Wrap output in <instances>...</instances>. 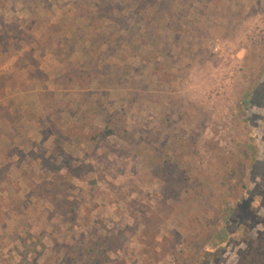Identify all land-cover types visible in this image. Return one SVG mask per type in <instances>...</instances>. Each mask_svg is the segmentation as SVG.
I'll use <instances>...</instances> for the list:
<instances>
[{
	"label": "rangeland",
	"instance_id": "rangeland-1",
	"mask_svg": "<svg viewBox=\"0 0 264 264\" xmlns=\"http://www.w3.org/2000/svg\"><path fill=\"white\" fill-rule=\"evenodd\" d=\"M206 254L264 264V0H0V264Z\"/></svg>",
	"mask_w": 264,
	"mask_h": 264
},
{
	"label": "trees",
	"instance_id": "trees-1",
	"mask_svg": "<svg viewBox=\"0 0 264 264\" xmlns=\"http://www.w3.org/2000/svg\"><path fill=\"white\" fill-rule=\"evenodd\" d=\"M115 133V131H114V129L113 128H111V129H108V130H106L105 131V136L106 137H108V136H110V135H112V134H114ZM48 178H51V180H49ZM48 178H44V179H42L43 180V182H45V183H47L48 185H55L56 186V188H58V184H59V179H57L58 177L56 176V174L53 172V173H51L50 174V177L48 176ZM54 195V194H53ZM166 198L167 199H171L172 198V195H171V193L169 192V193H167L166 194ZM55 204V203H54ZM59 214L61 215V216H63L64 215V212L63 211H59ZM104 240L101 242H99V243H97V244H93V246H95V247H86V248H88V250L89 251H91V253L92 252H94V251H99V249L101 248L102 249V251L103 252H106V253H108V252H110V251H116L118 248H117V246H112V245H108V243H106V238H103ZM110 240V238H108V241ZM113 243V242H112ZM107 245V246H106ZM106 253H105V255H106ZM93 255V254H92ZM255 255H256V252H254V254L252 255L253 257H255ZM253 257H251V259H253ZM107 258H108V256H107ZM257 260H259V258H258V256L257 257H255ZM109 259V258H108ZM248 259H250V258H248ZM250 259V260H251ZM214 260H215V256H214V254H206L205 255V258H204V260L203 261H201L200 262V264H213V262H214ZM244 260L245 259H242V262L240 263V264H244L243 262H244ZM93 261H95V259L93 260ZM105 262H107V260L106 261H104L103 263H105ZM72 264H74V263H72Z\"/></svg>",
	"mask_w": 264,
	"mask_h": 264
},
{
	"label": "built area",
	"instance_id": "built-area-1",
	"mask_svg": "<svg viewBox=\"0 0 264 264\" xmlns=\"http://www.w3.org/2000/svg\"><path fill=\"white\" fill-rule=\"evenodd\" d=\"M214 50H215V51H220V50H221V48H220V43H216V44H215Z\"/></svg>",
	"mask_w": 264,
	"mask_h": 264
},
{
	"label": "crops",
	"instance_id": "crops-1",
	"mask_svg": "<svg viewBox=\"0 0 264 264\" xmlns=\"http://www.w3.org/2000/svg\"><path fill=\"white\" fill-rule=\"evenodd\" d=\"M34 103H36V105H37V107H38V104H37L36 100H35V102H34ZM36 105H35V106H36ZM37 109H38V108H37Z\"/></svg>",
	"mask_w": 264,
	"mask_h": 264
}]
</instances>
